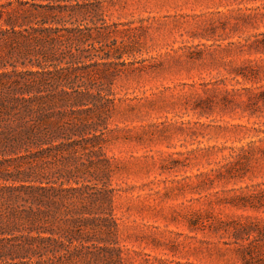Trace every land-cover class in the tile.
I'll return each instance as SVG.
<instances>
[{
  "label": "rangeland",
  "instance_id": "374dc122",
  "mask_svg": "<svg viewBox=\"0 0 264 264\" xmlns=\"http://www.w3.org/2000/svg\"><path fill=\"white\" fill-rule=\"evenodd\" d=\"M90 3L117 221L97 264H264V0Z\"/></svg>",
  "mask_w": 264,
  "mask_h": 264
},
{
  "label": "trees",
  "instance_id": "16d2710c",
  "mask_svg": "<svg viewBox=\"0 0 264 264\" xmlns=\"http://www.w3.org/2000/svg\"><path fill=\"white\" fill-rule=\"evenodd\" d=\"M40 1L0 11V264H97L117 232L109 100L81 68L101 28L72 22L90 0Z\"/></svg>",
  "mask_w": 264,
  "mask_h": 264
}]
</instances>
